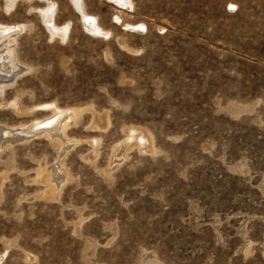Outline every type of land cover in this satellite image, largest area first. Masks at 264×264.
<instances>
[{"label": "rangeland", "instance_id": "374dc122", "mask_svg": "<svg viewBox=\"0 0 264 264\" xmlns=\"http://www.w3.org/2000/svg\"><path fill=\"white\" fill-rule=\"evenodd\" d=\"M125 2L0 0V131L80 110L0 141V264H264V0Z\"/></svg>", "mask_w": 264, "mask_h": 264}, {"label": "bare ground", "instance_id": "6f19581e", "mask_svg": "<svg viewBox=\"0 0 264 264\" xmlns=\"http://www.w3.org/2000/svg\"><path fill=\"white\" fill-rule=\"evenodd\" d=\"M8 1L12 3V0ZM115 1H118V4L120 6L119 9L126 8L122 10H127L128 5L125 0ZM47 15L48 14H46L45 16ZM82 20L88 30L98 31L102 33V30L99 28L100 25L96 26L94 24L95 18H93V16L87 15L83 17ZM142 27H144L143 24L128 25L126 26V29L128 28L130 30H141L140 28ZM23 29L24 25L22 24L9 25L0 23V93L3 92V89H5L6 86H8V83L4 84V82H7L8 80L11 82L12 77L18 75L19 72H22V67L18 64L16 58L14 41H16L17 37L23 31ZM39 107H41V109L43 110L50 111V114L41 119L35 120L38 122H32L27 126L23 125L15 127L13 129L3 127L1 129L2 131H0L3 134L2 136H0V141L4 144L21 143L41 134L44 137L49 138L50 140L56 142L62 141L61 150L64 149V146L68 147L74 144L67 141L64 132L69 124L74 122L79 116L80 110L77 108H61L58 105L49 106L48 104L38 106V108ZM138 138L141 141L146 140V136L142 134L128 135L122 140V142H120L119 146L117 147L118 150H120L122 146L129 143L130 140H134V142L136 143ZM53 167L55 173L51 175V180L52 178H54L56 181L54 185L58 186L64 179V175L60 169V165L57 162L54 163Z\"/></svg>", "mask_w": 264, "mask_h": 264}]
</instances>
